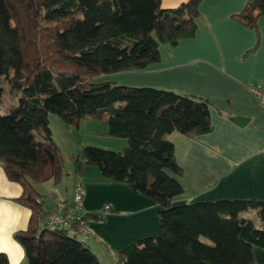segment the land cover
I'll return each instance as SVG.
<instances>
[{
    "label": "trees",
    "instance_id": "obj_1",
    "mask_svg": "<svg viewBox=\"0 0 264 264\" xmlns=\"http://www.w3.org/2000/svg\"><path fill=\"white\" fill-rule=\"evenodd\" d=\"M200 1L162 8L160 0H0V106L6 90L16 98L0 113V166L20 183L17 201L31 211L27 228L13 234L26 264H99L78 234L81 223L104 220L103 209L84 210L71 229L38 231L55 205L44 207L34 183L59 180L66 159L52 137L50 114L72 125L104 120L107 134L125 138L126 145L119 151L85 145L83 159L74 157L75 171L95 166L106 181L159 206L160 232L114 251L112 264L255 263L253 247H264V227L240 213L254 209L264 224V201L174 202L183 191L174 175L182 169L167 136L210 132L209 100L173 89L90 82L145 69L159 60L160 44L191 37ZM262 14L264 0H246L233 17L253 27ZM0 264H8L4 253Z\"/></svg>",
    "mask_w": 264,
    "mask_h": 264
},
{
    "label": "crops",
    "instance_id": "obj_2",
    "mask_svg": "<svg viewBox=\"0 0 264 264\" xmlns=\"http://www.w3.org/2000/svg\"><path fill=\"white\" fill-rule=\"evenodd\" d=\"M186 1L160 0V4L174 8ZM245 2L201 0L197 29L191 37L179 39L174 46L160 44L159 60L145 69L109 76L118 84L173 89L209 100L210 132L188 137L173 131L167 136L182 169L180 175H174L183 188L175 203L248 198L264 201V107L250 91L252 85L264 87V14L253 27L242 24L233 15ZM3 101L2 97L1 106ZM8 103L12 105L11 100ZM1 106L0 113L4 114ZM238 115L249 119L244 126L231 121ZM120 140L124 147L126 139ZM77 175L72 194L65 198H59L55 191H39L40 183L34 187L46 209H52L60 199L71 203L77 181L83 190V210L110 206L113 211L107 212L104 220H87L84 231L78 234L99 264V253L103 262V254L106 256L103 264H112L114 251L160 232L159 206L152 199L102 176L87 180L84 171ZM21 194L20 183L9 180L0 166V248L4 249L0 253L5 254L8 264H26L24 250L13 237L16 231L27 228L31 214L17 201ZM240 216L264 227L254 209ZM253 255L254 264H264V247L254 246Z\"/></svg>",
    "mask_w": 264,
    "mask_h": 264
},
{
    "label": "rangeland",
    "instance_id": "obj_3",
    "mask_svg": "<svg viewBox=\"0 0 264 264\" xmlns=\"http://www.w3.org/2000/svg\"><path fill=\"white\" fill-rule=\"evenodd\" d=\"M112 74L115 73L101 74L100 76L94 78L97 80L93 79L90 82H117L116 80L109 78V76ZM4 87L5 89H7L6 86ZM3 98L4 101L3 105L1 106V109L2 111L7 112V106L9 104L8 100L9 102L11 100L12 104H15L16 98L10 95L7 90L6 92H4ZM49 127L52 131L53 139L56 141L60 150L64 153L66 159L63 164L62 177L56 181L50 180L47 182L40 183L37 185V189L41 192H58L59 198H65V196H69L72 194L74 183L76 182L78 176H80L77 174L81 173H77L74 169V157H78L81 160L83 159L82 148L85 145H92L116 151L121 150L123 147L120 142L121 138L109 136L107 134V124L104 120L82 118L77 125H72L65 123L62 118L58 115L50 114ZM82 171H84V178H87V180L96 179L97 177L102 176L98 168L92 165H85L82 168ZM76 187L77 185L75 186V190ZM99 256L101 263L103 264L105 262L106 256L103 254L104 262L101 253H99Z\"/></svg>",
    "mask_w": 264,
    "mask_h": 264
},
{
    "label": "built area",
    "instance_id": "obj_4",
    "mask_svg": "<svg viewBox=\"0 0 264 264\" xmlns=\"http://www.w3.org/2000/svg\"><path fill=\"white\" fill-rule=\"evenodd\" d=\"M250 91L252 92L253 98L264 107V87L261 84L252 85L250 87ZM83 196V190L78 182L73 201L68 204L64 200L58 201L53 210L43 216L38 223V231L42 229L48 230H59V229H71L75 222L78 221L81 213L84 211L81 207V200ZM104 212L110 211L109 205H104L102 207ZM84 231V224L81 223L79 227V232Z\"/></svg>",
    "mask_w": 264,
    "mask_h": 264
},
{
    "label": "water",
    "instance_id": "obj_5",
    "mask_svg": "<svg viewBox=\"0 0 264 264\" xmlns=\"http://www.w3.org/2000/svg\"><path fill=\"white\" fill-rule=\"evenodd\" d=\"M248 120V118L240 115L231 118V121L237 126H244L248 122Z\"/></svg>",
    "mask_w": 264,
    "mask_h": 264
},
{
    "label": "clouds",
    "instance_id": "obj_6",
    "mask_svg": "<svg viewBox=\"0 0 264 264\" xmlns=\"http://www.w3.org/2000/svg\"><path fill=\"white\" fill-rule=\"evenodd\" d=\"M0 251H4V249L3 248H0ZM11 264H16V262L15 261H12Z\"/></svg>",
    "mask_w": 264,
    "mask_h": 264
}]
</instances>
